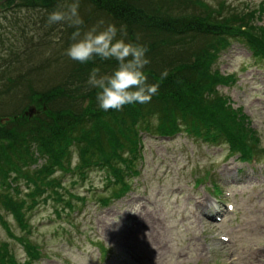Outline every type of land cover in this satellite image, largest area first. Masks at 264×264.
<instances>
[{"label": "rangeland", "instance_id": "rangeland-1", "mask_svg": "<svg viewBox=\"0 0 264 264\" xmlns=\"http://www.w3.org/2000/svg\"><path fill=\"white\" fill-rule=\"evenodd\" d=\"M42 1L44 3V0ZM199 1L210 5L213 10V16L216 10L222 9V12H219L221 17L239 13L244 14L249 10L250 4H254L250 0H230L229 2L226 0V4L222 0ZM254 1L264 3V0ZM221 2L223 8L221 7ZM33 4L34 1H31V6L23 9V6H18L13 0H0V81L2 83H10L18 80L19 82L15 102L9 96H0V117L7 116L12 120L6 124H0V137H3L1 134L11 124L19 123V128L22 129L21 131L18 128L7 131V135L0 139V245L7 243L6 246L12 251L15 248H21L20 244L14 241L15 238L12 236L18 235L19 224L12 216L11 211L4 205V200L7 197V193H9L10 199L16 203L23 202L22 199L27 200L25 202L26 213L28 215L27 220L31 219L39 223L37 231L32 229L33 239L36 240L34 243L37 246L42 247L40 243L45 242L46 246L43 248L46 252L50 250L53 256L60 253V255L64 254L78 264H85L90 259L92 253L98 258L96 243L100 238L99 230L103 229L104 232L105 228L109 230L110 228L107 226H111V223L114 224V228L111 229H117L115 228V221L112 220L111 222V219L115 217L114 213L111 211L102 212L96 204L89 202L81 208V213L77 212L73 214L70 219L57 218L56 213L60 212H56L55 208H62L63 204L55 202L52 191L68 189L66 185H62L61 187L44 186L46 191L30 200L28 193L31 192V185L21 182L17 185L19 191L17 190V193H12L6 189L7 186L3 185L4 182L1 177V172L6 167L4 163L5 158H2V154L6 150L7 141L19 143V139L26 140L27 137L36 135L35 131L29 129L31 125H23L25 122L23 118L32 120L41 116L45 117L48 106L52 112L66 109L65 116L73 119L77 117L76 114L80 116L90 106H88V102H83L82 100L73 101V103L71 101L66 102L59 96H56L58 100H48L52 97L49 95L50 92L56 91L57 94L59 89L64 90L63 86L70 89L81 86L82 90H86L84 85L89 76L83 78L84 68L81 69L79 62L73 61L66 55V49L74 42L71 36L75 28L69 27L66 23L51 26L48 23H43L42 15L45 10ZM79 4L82 6L78 9L79 16L82 20L86 19L83 20L84 23L80 27L82 33L93 27L97 28V30H103L111 24L115 25L118 29L117 36L123 34L119 31L121 28L124 30L128 29L131 37V40H128L130 43L138 41L148 48L146 57L150 60V63L146 65L145 72L150 69L155 70L157 64L162 65L169 58L175 59L174 53L179 52L181 56L190 58L193 44H195V47H201L203 51L208 50L207 47L211 44L209 38L198 34L191 42L180 46L179 49L171 50L170 48V51L154 53L149 46V39L143 35L144 31L137 29L136 31L139 35H135L132 33L135 30L132 22L125 24V13L116 18L112 15L106 16L102 11L95 9L89 0L81 1ZM6 7V11L2 10ZM27 9L34 12L39 11L40 14L37 13L34 19L30 14L25 13ZM15 10L17 12L11 14ZM5 15L7 16L6 19L4 18ZM189 15L191 18L198 17L201 19L207 17V15L210 18L212 17V14H208V10H205L204 7L200 8L199 12L196 10L189 12ZM213 19L214 17L210 20ZM253 25L259 28L262 27L264 30V14L257 17ZM154 36L165 39L164 35L161 37L158 32H155ZM125 41L128 42L127 40ZM244 45L233 40L226 48L219 52V55L217 54L218 57L215 63L211 64V68L217 70L223 77L238 72V85H240L242 77L245 79L248 89L244 98H239L237 85L231 82L224 87L219 85L217 93L219 96L223 95L229 98L232 108L229 107L233 110L238 109L240 105H244L242 111L248 120V129L249 131L256 130V136L260 140V147L264 148V61L258 62L254 66L253 58H251L252 52ZM223 46L224 42L218 47L221 49ZM33 51L36 52L33 54ZM202 61L201 58L200 62ZM90 63L91 68H87L89 70L88 74L97 65H99L98 68L102 75L111 74L117 66L115 60L101 61L99 58L94 63ZM246 66L247 70L245 69ZM239 67L242 69H239ZM200 68H203V66H200ZM21 83L23 86H20ZM77 89L79 90V88ZM78 90H75L76 95L80 94ZM164 94L175 96V93L170 92H164ZM253 98H258V100L255 104L251 105L249 100ZM173 100H169L166 106L168 108L179 109L173 103ZM31 106L39 112V115H34V113L29 117L24 115V111H28V108ZM166 109V107H162L159 104L147 106V109L143 110L145 113L144 117L138 119L136 126H134V128L142 130L139 138L143 145L145 156L144 170L147 177V185L150 187L149 194L147 195V213L142 222L143 227L147 228L144 241L147 238V244L150 241L153 242L152 251L153 248L154 250L162 248L158 255L163 256V258H171L174 261L177 259V251H188V258H190L191 249L194 248L190 259L191 264L199 262L202 257L199 260L198 257L202 255H204V259L215 260L218 264H225L232 258H238V264H259L257 261L260 260L264 264V254L261 255L264 252V179L258 177V181H255V184L250 185L252 187L248 189L245 188L246 185H235L226 181L227 177L225 175L231 171L230 177H234V173L236 174L237 169L241 166L238 162L234 161L235 158H238V154H235L232 159L228 160L229 149L227 145L215 146L205 144L206 146H200L197 145L198 142H196L195 138H190L184 134L177 135L174 138L157 139L154 138V133H151L150 136H148V133H144L145 129L147 131L154 130L162 118L168 121L169 117L174 115H170ZM86 113L82 116H85ZM175 115L177 122L180 125L183 124L184 118L179 114L175 113ZM19 117L21 120L18 119ZM119 118L129 121L124 112H121ZM72 119H70L69 126L76 122ZM106 121L110 123V127H112L111 124H114L109 118H106ZM44 122L46 121H42L39 125L41 126ZM184 126L189 127L190 122L185 121ZM83 127L84 129H88L89 127L94 130L96 129L92 125V121ZM17 133L21 134L17 137ZM40 133L46 135L43 134L42 130ZM94 133L91 131L90 136H94ZM76 137L77 132L71 135L72 139ZM59 141L60 137L57 139V142ZM152 147H155L156 154L159 155L156 161L152 160L153 158L150 156ZM52 148L49 146L48 150ZM70 158L71 168L81 164V157L75 146L72 147ZM47 159L46 155H41L36 163H28L23 166V169L36 174L42 163ZM84 159H89V156L86 155ZM161 159L169 160L168 168L166 164H163L160 168H156L160 164ZM23 163L24 160L19 165ZM209 166L214 167L215 170L220 169L219 174L221 173L224 178H221L222 182L220 185L227 188L223 189L228 191V196H224V198L232 201L235 206L233 214L224 216L223 220L218 223L215 220L211 223L206 218L201 217L198 210L200 208V201L197 195L194 196L195 198L193 197L195 194L193 182L197 180L203 181ZM259 170L264 171V160H262ZM56 173L59 174L60 171L54 168V172L51 175H55ZM14 174V171H10V175ZM168 174L174 175L173 179L163 180ZM43 179L45 182L49 181L47 178ZM57 180L63 181L61 178H57ZM206 186L205 184L204 187H198L196 190L197 194L205 192ZM257 194L259 196H256ZM67 199V197L64 198L65 201ZM34 200L35 203L33 202ZM180 214H184L185 221L180 218ZM82 216H86V218L84 219ZM248 218H255L256 223L248 227L246 231L245 224ZM85 220L95 221L97 229L92 231L87 227L80 226L79 223ZM72 227L79 229L74 230V233L77 235H80L83 230H87L90 233L89 237L92 238L94 236V241L96 242L94 248L91 245V240L88 238L84 239V237L76 239L75 243L69 242L64 231H69ZM229 228H231L232 233L236 230H241V232L232 235L231 241L233 240V242L226 247L224 245L223 249H220V244L212 241V233L215 231L225 234L228 233L227 229ZM122 229L120 228V230ZM182 234H186V238L180 236ZM183 240L187 245L181 244ZM177 244L179 247H176ZM135 245L136 243L127 248L128 251L132 252ZM139 250L140 248L136 249V251ZM147 251L149 252L150 248H147ZM258 257L259 259H257ZM104 262L103 257L98 264H104ZM234 262L236 263V261ZM39 263L55 264L57 262L55 259H49L40 260Z\"/></svg>", "mask_w": 264, "mask_h": 264}, {"label": "trees", "instance_id": "trees-1", "mask_svg": "<svg viewBox=\"0 0 264 264\" xmlns=\"http://www.w3.org/2000/svg\"><path fill=\"white\" fill-rule=\"evenodd\" d=\"M13 1H17L18 6H23V8L31 6V1H34L33 5L40 6L45 10L42 17H46L45 21L47 22L49 13L58 10L60 4L80 3L86 0H44L45 4L42 0ZM89 1L93 4L95 9L102 11L106 16L112 15L117 18L125 13V24H130V22H132V25L135 27L132 33L135 35H139L136 31L137 29L144 31L143 35L149 39V46L154 53L170 51V48L171 50L179 49L180 46L191 42L199 34L210 39L211 44L207 47L208 50H214L222 41L225 42L227 38L233 37L241 42L245 41L260 60L264 59V34L260 28H255L252 25V13L221 17L218 9L213 16V10L210 5L206 3L203 4L199 0ZM81 7L82 6L79 4V9ZM202 7L208 10V14H212L211 18L214 17L213 20L209 19V15L204 19L198 17L191 18L189 12H194L195 10L199 12V9ZM16 12L17 10L11 13L14 14ZM31 12L36 13L33 10ZM155 32H158L161 37L164 35L165 39L155 37ZM122 33L121 36H117L118 39L131 40L128 29H125ZM128 42L130 43V41ZM133 44L142 45L138 41L133 42ZM208 50L203 51L201 47H195V44H193L190 58L181 56L179 52L174 53L173 56L175 59L169 58L164 64H157L155 70L150 69L146 71L145 74L148 77L149 84L159 83L157 94L146 104L126 105L119 111H104L99 107L96 101L97 90L88 86L87 81L84 85L86 90H82L81 86L77 87L79 90L77 88L70 89L63 86L64 90L59 89L57 94L56 91L50 92L63 98L66 102L71 101L73 103V101L82 100L83 102H88V106H90L87 111L80 115L81 117L76 114L77 117L73 119L65 116L66 109H59L52 112L48 106V111L45 112L47 115L45 117L41 116L32 120L23 118L25 121L23 125H31L29 129L35 131L36 135L29 136L26 140L19 139V141L17 139L19 143L7 141L6 150L2 154V158H5L4 163L10 165L14 161L28 159V156L41 157V155L47 156V154H50L53 159H56L57 155L65 154L67 146L72 141L83 140L90 143L88 131H86L83 126L91 121L96 127V130L102 128L107 131L108 140L111 141V139H114L115 145L117 143L115 137L118 134L121 136L122 140H131L130 137L124 134V131L125 129L132 131L128 126L131 124L133 127L136 124L137 117L144 113L143 109H147V106L152 103L163 102L166 104L171 99H174L173 103L178 106L181 113L190 116L192 121L190 128L194 131L196 136H205L206 140H212L213 137L218 136L220 141H227L234 150L246 149L247 145L245 140L248 135V130L243 126L241 119H237L234 116L233 111L226 106L225 101L215 90L216 82L214 81H223V78L214 74L210 77L213 79L212 81L206 79L205 73L199 68L200 59L205 54H208ZM35 52L36 51H33V54ZM79 64L81 69L84 68L83 78L88 77L89 70L87 68H91V63ZM98 66L99 65L95 67ZM165 71H167V76L161 79V75ZM1 83L2 81H0V96H9V98L15 102L19 84L18 80L4 83L3 85H1ZM22 83L20 86H23ZM75 90H78L80 94L76 95ZM86 91L88 92L86 93ZM164 92L175 93V96L170 94L166 95ZM48 100L52 101L55 100V98L52 96ZM166 110L171 112V108ZM121 112L125 113L129 121L124 118H119ZM84 113H86V115L82 116ZM43 118L44 120H42ZM106 118L114 122L112 128L109 126L110 123L106 121ZM70 119L76 121L71 126H69ZM41 120L46 122L40 126ZM19 126V123L11 124L5 128L6 131L1 135L4 137L7 135V131H12L16 128L21 131L22 129L19 128ZM122 127H124V129H122ZM41 130L43 134L46 135H42L40 133ZM75 132H77V135L79 134L77 136L78 138L72 140L69 134H74ZM253 133L251 132V135H249V140H251ZM19 134L21 133H17L16 136L18 137ZM3 137H0V139ZM59 137L60 141L57 142ZM45 141L47 142L45 143ZM253 141L257 142V137L254 136ZM49 146L53 148L48 150ZM83 147L85 152L88 153L89 149L85 146ZM113 147L117 148L119 146L113 145ZM102 154L104 157H108L105 153Z\"/></svg>", "mask_w": 264, "mask_h": 264}, {"label": "clouds", "instance_id": "clouds-1", "mask_svg": "<svg viewBox=\"0 0 264 264\" xmlns=\"http://www.w3.org/2000/svg\"><path fill=\"white\" fill-rule=\"evenodd\" d=\"M79 3L60 4L58 10L49 13L47 23H66L75 28L71 39L74 41L67 49L66 55L81 64L115 60L116 67L111 74H100V69H91L87 85L96 89V101L104 110H122L126 105L146 104L157 94L159 83L149 84L145 74V67L150 63L146 57L148 48L143 45L118 39V29L115 25H108L103 30L93 27L81 32L84 21L79 16ZM120 32H124L121 28ZM126 34V33H125ZM167 76L162 73L161 79Z\"/></svg>", "mask_w": 264, "mask_h": 264}, {"label": "bare ground", "instance_id": "bare-ground-1", "mask_svg": "<svg viewBox=\"0 0 264 264\" xmlns=\"http://www.w3.org/2000/svg\"><path fill=\"white\" fill-rule=\"evenodd\" d=\"M119 1H120V0H119ZM124 6H125V5H124ZM124 6H123V7H124ZM50 95H51V96H54L55 100H58L55 94L50 93ZM263 254H264V252H263L261 255H263ZM257 259H259V257H258ZM257 262H258L259 264H262V260L257 261Z\"/></svg>", "mask_w": 264, "mask_h": 264}]
</instances>
